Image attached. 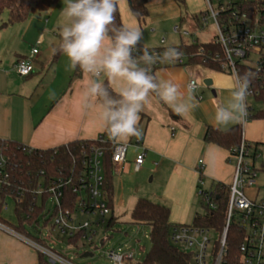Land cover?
I'll list each match as a JSON object with an SVG mask.
<instances>
[{"label": "crops", "instance_id": "0c3cea01", "mask_svg": "<svg viewBox=\"0 0 264 264\" xmlns=\"http://www.w3.org/2000/svg\"><path fill=\"white\" fill-rule=\"evenodd\" d=\"M121 19L123 21L122 15ZM7 20L8 14L0 18V139L48 150L74 141L95 140L105 133L96 114L83 107L86 79L82 72L74 77V70L70 69L64 54L55 64L51 63V47L59 39L60 16L53 15L49 19L35 17L33 13L26 21L1 27ZM34 48L38 50L34 57V73L21 77L15 65L30 56ZM156 75L160 79L174 77L185 84L192 80L212 81L209 90L205 84H199L193 93L198 107L184 116L150 96L140 113L141 136L122 142L129 147L120 175L127 165L134 173H150L162 190L160 195L156 193L159 198H155L156 202L171 209L173 224H181L193 211V199L201 178L199 160L205 163L202 178L207 189H214L216 184L229 186L232 183L234 167L229 162V151L204 141L206 127L216 128L213 122L215 105L229 95L222 88L227 86L232 74L213 72L197 65L163 63ZM252 111L247 109L248 118L244 123L231 124L226 130L242 125L243 140L254 143L257 151L258 145L264 147V121L251 119L249 112ZM141 153H145V162L142 169L135 172L134 160ZM257 162L260 163L259 172L264 171V161L258 158ZM248 192L251 199L264 197H259L258 192ZM38 258L36 250L0 231V264H38Z\"/></svg>", "mask_w": 264, "mask_h": 264}, {"label": "built area", "instance_id": "2783aa9c", "mask_svg": "<svg viewBox=\"0 0 264 264\" xmlns=\"http://www.w3.org/2000/svg\"><path fill=\"white\" fill-rule=\"evenodd\" d=\"M205 3L207 8L200 15L201 23L207 26L208 19L213 20L217 29L216 42L223 48L230 73L233 75L234 70H238V63H242L256 68L260 78H264V0H205ZM178 30L176 27L175 31ZM163 42L164 40L161 41ZM154 51L162 53L164 50ZM37 54L38 50L34 48L30 56L16 63L15 71L19 76L27 77L34 73V57ZM185 58L183 54L175 63H164L179 66L184 64ZM162 64L157 63L153 67L158 69ZM255 92L250 87L248 97H253ZM108 138L110 137L105 132L95 141L103 145L110 140ZM7 145L0 141V215L8 209L7 200L12 199L15 202V215L23 222L20 228L19 222L14 226L0 218V231L43 254L49 264H75L70 258L43 244L40 226L52 223L51 230L56 229L69 242L79 237L91 243L97 233L96 228L108 224L106 218L112 210L104 188L105 148L91 146L83 150L80 168L71 171L70 175L57 178L40 172L35 187L27 189L16 187L12 180L13 163ZM110 145L112 172L120 175L129 144L110 140ZM229 153L234 173L232 183L228 186L229 200L222 232L218 235L212 229L188 224H176L171 231L172 243L181 250L192 253L193 264H227L228 234L233 224L244 238L237 249V255L230 263L264 264V197L259 200L251 199L245 193L254 191L257 184L259 168L256 167V162L259 155L256 146L244 140ZM144 162L145 153H141L134 160V171L139 172ZM204 166V160H199L201 178L196 192L202 205L215 211L218 207L214 200V189H207L202 178ZM28 195L30 199L27 198ZM83 215L88 216L90 221L82 222L79 217ZM26 227L36 235L31 236ZM212 233H216L217 238L210 236ZM216 239L219 248L214 253ZM108 257L113 264H125L134 259V254L110 252Z\"/></svg>", "mask_w": 264, "mask_h": 264}, {"label": "clouds", "instance_id": "9594fccd", "mask_svg": "<svg viewBox=\"0 0 264 264\" xmlns=\"http://www.w3.org/2000/svg\"><path fill=\"white\" fill-rule=\"evenodd\" d=\"M119 0H66L58 24L59 39L51 53H63L72 70L86 79L83 107L91 110L113 141L141 136L140 113L157 96L174 113L184 116L198 107L193 95L198 80L182 83L174 77L160 79L153 73L157 63H175L183 53L165 42L164 51L138 47L139 27L116 25ZM139 52V55L136 53ZM254 73L234 70L226 87L229 95L215 105L213 122L218 130L242 124L247 118V97Z\"/></svg>", "mask_w": 264, "mask_h": 264}, {"label": "trees", "instance_id": "16d2710c", "mask_svg": "<svg viewBox=\"0 0 264 264\" xmlns=\"http://www.w3.org/2000/svg\"><path fill=\"white\" fill-rule=\"evenodd\" d=\"M60 1L62 0H0V18L3 12H8V20L2 22L1 27L26 21L33 13L49 11ZM174 1L177 4L185 3V0ZM126 2L131 15L140 24L145 22L149 16L148 0H126ZM116 25H124L118 5ZM138 47L142 48V45L139 44ZM177 48L186 57V62L183 65H197L213 72L230 73L223 48L215 39L207 43L195 41L190 44H181ZM149 50L162 51L164 48H151ZM62 54H53L51 63L55 64ZM138 54L140 53L137 52L136 55ZM156 70L153 67V73L155 75ZM238 70L241 74L249 71L254 73L250 87L256 91L253 98L263 104V108L256 112H253L250 107L247 109L252 111L249 112L251 119L264 120V78H260L256 68L246 64L238 63ZM80 74L81 71L78 68L74 70V77ZM153 96L162 103L157 96L154 94ZM0 141L8 144V154L11 156L13 163L11 176L15 186L27 189L35 187L40 172H43L46 176L57 178L70 175L71 171H76L80 168L83 150L91 146L104 147L106 150L104 158V188L108 196L109 206L113 212L114 174L112 172L110 140L103 145H100L95 140L74 141L67 145L48 150L33 149L9 140L0 139ZM204 141L230 151L233 148L239 147L243 141V127L242 125H236L228 130L221 131L215 127L207 126ZM214 200L218 207L217 210L211 211L205 206V214H196L191 225L212 229L219 235L224 228L226 220V210L229 200L228 186L216 184L214 188ZM112 212L106 225L107 228H111L116 223ZM170 214L171 209L165 204L146 198H139L136 201L132 210V219L135 223L147 224L150 227L149 238L151 241L150 251L147 252L142 261L136 264H193L192 253L181 250L171 241V231L176 224L170 221ZM18 222L20 228H22L21 224L23 221L20 219ZM243 238L244 235L233 224L228 234L227 258L229 261L227 264H231L232 258L234 259L237 255V249L243 241ZM79 240V237H76L72 243H76ZM218 248L219 242L216 239L213 245V252L216 253ZM38 264H49L47 258L41 253H39Z\"/></svg>", "mask_w": 264, "mask_h": 264}, {"label": "rangeland", "instance_id": "374dc122", "mask_svg": "<svg viewBox=\"0 0 264 264\" xmlns=\"http://www.w3.org/2000/svg\"><path fill=\"white\" fill-rule=\"evenodd\" d=\"M66 6V0H62L48 12H36L35 17L47 16L49 19L53 15L60 16L63 8ZM119 11L123 21L134 27H139L143 32L141 40L142 46L151 48H163L165 42L169 46L178 47L181 44H190L195 41L207 43L216 40L217 29L212 19H208V25L201 23L200 15L206 11L205 0H185L184 4H177L174 0H148L149 16L145 22L139 23L129 12L126 0H119ZM7 11L1 16H6ZM178 27V31L175 28ZM188 33V35H183ZM164 40L163 43L161 41ZM186 58L184 59V63ZM201 85L204 83L198 80ZM207 90L208 87L205 86ZM247 105L251 106L254 112L263 108V104L256 101L253 97H247ZM259 120V119H256ZM264 121V120H262ZM254 144V143H250ZM257 153L259 159L264 161V147L258 145ZM233 164V163H231ZM259 162L256 167H259ZM134 170V169H133ZM113 212L116 223L107 228L106 224L101 228H96V235L91 243L80 239L76 243L68 241V238L62 235L56 229L51 230V224L40 226L42 230L41 237L46 246L52 247L56 252L70 258L75 264H113L108 257L110 252H132L134 259L129 260L128 264H136L142 261L147 252L150 251L151 241L149 238L150 227L147 224L135 223L132 219V210L139 198H146L157 201V194H161V187L158 181L152 180V175L148 172L137 174L132 172V168L127 165L122 175H114L113 178ZM259 197L264 195V171L259 172L257 184L254 187L255 194ZM157 193V194H156ZM249 196L248 191L245 192ZM156 198V199H155ZM8 209L1 213V218L10 224L17 226L18 219L15 215V202L12 199L7 200ZM206 208L202 205L199 196H194L193 211L189 218L181 224L191 225L196 214L204 215ZM109 217L106 218L108 221ZM82 222L90 221L88 216H80ZM174 223V222H172ZM31 236H35L34 231L26 227ZM217 238V234L210 236ZM103 242V245L101 243ZM30 248V247H29ZM87 255V256H85Z\"/></svg>", "mask_w": 264, "mask_h": 264}, {"label": "water", "instance_id": "95a60500", "mask_svg": "<svg viewBox=\"0 0 264 264\" xmlns=\"http://www.w3.org/2000/svg\"><path fill=\"white\" fill-rule=\"evenodd\" d=\"M204 84H205L206 87H211L212 81L211 80H205L204 81ZM174 117H177V116H174ZM101 245H103V242L101 243ZM85 256H87V255H85Z\"/></svg>", "mask_w": 264, "mask_h": 264}]
</instances>
